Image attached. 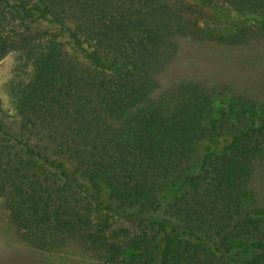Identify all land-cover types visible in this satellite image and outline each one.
I'll list each match as a JSON object with an SVG mask.
<instances>
[{
  "label": "trees",
  "instance_id": "obj_1",
  "mask_svg": "<svg viewBox=\"0 0 264 264\" xmlns=\"http://www.w3.org/2000/svg\"><path fill=\"white\" fill-rule=\"evenodd\" d=\"M263 37L264 0H0V61L34 63L16 114L0 101V208L14 228L98 264H264V209L247 186L264 107L189 82L153 100L178 40Z\"/></svg>",
  "mask_w": 264,
  "mask_h": 264
},
{
  "label": "rangeland",
  "instance_id": "obj_2",
  "mask_svg": "<svg viewBox=\"0 0 264 264\" xmlns=\"http://www.w3.org/2000/svg\"><path fill=\"white\" fill-rule=\"evenodd\" d=\"M37 28L54 32V28L45 22L37 23ZM33 66V60L25 52H10L0 61V101L9 117L16 114L24 98L26 86L33 77ZM156 79L159 86L153 94L154 101L173 92L179 83L189 82L204 83L225 94L249 97L264 107V37L241 47L180 39L172 60L160 70ZM222 145V139L198 143L193 161L199 162L208 148ZM247 186L250 204L264 209V159L255 163ZM0 264L98 263L94 255L72 241L44 251L33 247L0 208Z\"/></svg>",
  "mask_w": 264,
  "mask_h": 264
}]
</instances>
